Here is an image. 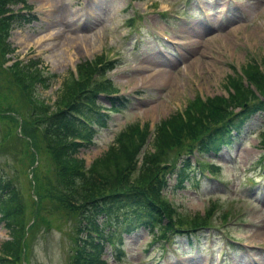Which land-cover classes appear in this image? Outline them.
I'll return each instance as SVG.
<instances>
[{
  "label": "rangeland",
  "instance_id": "rangeland-1",
  "mask_svg": "<svg viewBox=\"0 0 264 264\" xmlns=\"http://www.w3.org/2000/svg\"><path fill=\"white\" fill-rule=\"evenodd\" d=\"M25 3L32 8L22 3L15 6V11L23 6L29 20L19 17L10 31L13 58L4 64L0 59V177L18 187L28 225L38 221L17 264H71L75 223L67 213L55 212L54 202L43 201V213L37 209L39 194L56 192L59 163L32 128L33 122H18V116L29 111V103L42 107L43 113L54 111V101L79 61L101 53L117 60V68L108 77L121 94L128 95L129 107L111 113L107 126L96 130L93 142L74 152L84 158L87 168L109 150L120 130L144 122L153 129L198 95L202 99L228 96L232 90L229 75L242 76L246 64L253 60L263 64L264 0ZM34 15L38 19L32 18ZM130 15L137 16L133 26ZM180 40L190 41L187 46L174 45ZM34 59L40 61L37 74L44 75L46 84L34 79L24 86L33 96L29 101L8 76L14 69L4 72L15 60L31 63ZM145 66L150 67L141 69ZM154 74L163 75L166 81L153 83ZM23 125L27 129L21 132ZM247 125L236 145L214 160L219 168L212 170L209 163L203 167L206 175L198 174V160L211 162V158L196 155L192 179L185 187L172 188L175 178L170 182L166 195L176 210L174 216L187 219L183 226H193L190 220L199 217L209 223L210 228L197 231L198 246L184 237L168 245L153 243L152 235L142 229L125 236L120 260L114 261L109 246L103 259L108 264H264V112ZM10 237L0 220V245Z\"/></svg>",
  "mask_w": 264,
  "mask_h": 264
},
{
  "label": "trees",
  "instance_id": "trees-1",
  "mask_svg": "<svg viewBox=\"0 0 264 264\" xmlns=\"http://www.w3.org/2000/svg\"><path fill=\"white\" fill-rule=\"evenodd\" d=\"M22 1L25 0H0V59L3 64L14 51L8 41L10 30L19 17L29 20L23 11H14L11 7ZM100 60L96 57L94 61L85 60L77 65L78 73H71L65 79L60 96L54 103L57 106L54 111L43 113L42 107L29 103V111L22 113V118L34 122L32 128L40 130L46 149L49 153L51 150L50 156L60 166L55 169L56 192L46 196L39 194L38 211L43 213L42 202L47 200L57 204L54 209L57 213L79 215L77 250L72 264H95L89 249L93 245L92 231L100 230L98 218L101 216L105 221V208L118 213V220L125 231L132 232L142 227L150 228L152 232L159 228L163 235L168 232L184 234L182 229H174L177 223L170 217L172 210L161 197L162 174L168 169L181 183L190 176L187 168L192 165L190 153L193 147L191 149L187 145L199 143L203 152L217 154L223 147L234 146L245 132L247 123L264 111V63L253 60L246 64L242 76L229 75L228 83L232 90L228 96L195 97L183 112L172 113L163 119L156 127L151 148H146L148 124H137L120 132L109 150L85 168L84 159L73 156L77 146L81 145L75 137L83 135L78 131L82 124L80 116L102 120L93 108L100 98L99 92L106 91L96 78L101 69H98L102 63ZM38 65L37 61L14 62L4 72L8 74L10 69H14L8 76L14 78L13 85L20 87L29 101L33 96L24 86L34 79L43 84L46 81L43 74H37ZM106 100L112 107L118 105L109 96ZM33 110L38 111V115H34ZM164 163L166 165H161ZM181 164L183 168H177ZM0 188L5 191L0 203L2 220L11 236L0 245V264H17L27 232L26 205L18 187L10 179L0 177ZM197 219H191L189 224L193 223L199 229L197 227L206 219ZM184 222L179 219V223ZM36 225L37 220L33 227Z\"/></svg>",
  "mask_w": 264,
  "mask_h": 264
},
{
  "label": "bare ground",
  "instance_id": "bare-ground-1",
  "mask_svg": "<svg viewBox=\"0 0 264 264\" xmlns=\"http://www.w3.org/2000/svg\"><path fill=\"white\" fill-rule=\"evenodd\" d=\"M39 40L40 41H42V40H44V37H43V35H41L40 37H39ZM46 41H48V39H45ZM151 78L153 79V83H155V84H160V83H163V82H165L166 81V79H165V77L163 76V75H157V74H154V75H152L151 76Z\"/></svg>",
  "mask_w": 264,
  "mask_h": 264
}]
</instances>
